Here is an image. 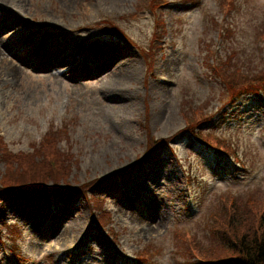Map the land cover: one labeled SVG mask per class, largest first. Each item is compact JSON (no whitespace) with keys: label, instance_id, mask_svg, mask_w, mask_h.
<instances>
[{"label":"rangeland","instance_id":"obj_1","mask_svg":"<svg viewBox=\"0 0 264 264\" xmlns=\"http://www.w3.org/2000/svg\"><path fill=\"white\" fill-rule=\"evenodd\" d=\"M171 1L199 4L154 15L148 0H0V137L11 151H28L62 130L57 146L78 163L56 188L125 169L146 154L147 137H169L143 164L87 191L101 201V225L80 192L1 194L0 264L6 253L16 264H197L192 240L213 243L209 224L228 197L240 212L250 204L264 211V94L220 110L223 90L210 66L217 51L219 66L264 68V0H232L226 15V0ZM110 24L141 50L104 30ZM154 30L160 49L149 72L140 52ZM209 111L214 121L199 128L223 138L226 153L175 137L183 113Z\"/></svg>","mask_w":264,"mask_h":264},{"label":"trees","instance_id":"obj_2","mask_svg":"<svg viewBox=\"0 0 264 264\" xmlns=\"http://www.w3.org/2000/svg\"><path fill=\"white\" fill-rule=\"evenodd\" d=\"M226 1L231 6L232 0ZM238 64L239 62L235 61L232 64L217 65L219 71L216 74L221 76L225 83L226 97L237 98L247 92L264 90V68L261 67L256 72H249V68L246 69L248 71L245 69L242 71ZM202 114L203 112L190 118L183 113L189 125L196 119H203ZM61 131L51 129L41 139L39 145L33 144V148L28 151H11L0 137V161L4 165L0 172V194L49 192L45 186L50 181L55 191H58L55 185L60 180H67L71 171V163L75 160L74 157L62 153V150L57 146L58 135ZM151 147L152 143L149 144L148 151ZM222 147L227 148L225 145ZM92 183L79 184L70 191L84 192ZM90 199L92 206L100 210L96 219L104 223L106 216L102 210L101 202L95 196ZM227 200L229 202L223 203L212 216L209 224V232L212 230V233L208 232V234L213 236V243L204 247L202 244H196L197 239L192 240L193 252L190 251L194 253L196 263L264 264V211L260 213L256 206L250 204L249 207H245L243 212H240L233 204V197H228ZM262 204L264 205V202Z\"/></svg>","mask_w":264,"mask_h":264},{"label":"bare ground","instance_id":"obj_3","mask_svg":"<svg viewBox=\"0 0 264 264\" xmlns=\"http://www.w3.org/2000/svg\"><path fill=\"white\" fill-rule=\"evenodd\" d=\"M136 68V67H135ZM134 71V69L132 68V66H130L128 68V70H125V72H128V73H132Z\"/></svg>","mask_w":264,"mask_h":264}]
</instances>
